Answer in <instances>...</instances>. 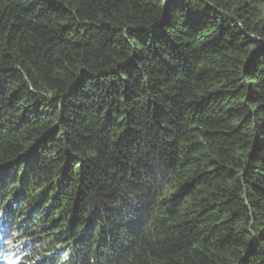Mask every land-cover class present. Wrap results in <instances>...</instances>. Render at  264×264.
I'll use <instances>...</instances> for the list:
<instances>
[{
  "label": "trees",
  "instance_id": "trees-1",
  "mask_svg": "<svg viewBox=\"0 0 264 264\" xmlns=\"http://www.w3.org/2000/svg\"><path fill=\"white\" fill-rule=\"evenodd\" d=\"M0 236L264 264V0H0Z\"/></svg>",
  "mask_w": 264,
  "mask_h": 264
},
{
  "label": "rangeland",
  "instance_id": "rangeland-1",
  "mask_svg": "<svg viewBox=\"0 0 264 264\" xmlns=\"http://www.w3.org/2000/svg\"><path fill=\"white\" fill-rule=\"evenodd\" d=\"M20 241H23V239L20 238V237H18L14 242H12V243L8 246V249H9L10 251L14 250L15 247H16V245H17ZM33 259H35V258L33 257ZM28 260L31 261V259H27V261H28ZM27 261H26V263H27Z\"/></svg>",
  "mask_w": 264,
  "mask_h": 264
},
{
  "label": "clouds",
  "instance_id": "clouds-1",
  "mask_svg": "<svg viewBox=\"0 0 264 264\" xmlns=\"http://www.w3.org/2000/svg\"><path fill=\"white\" fill-rule=\"evenodd\" d=\"M15 249H16V248H15ZM15 249H14V250H15ZM9 251H10V250H9ZM12 251H13V250H12Z\"/></svg>",
  "mask_w": 264,
  "mask_h": 264
}]
</instances>
